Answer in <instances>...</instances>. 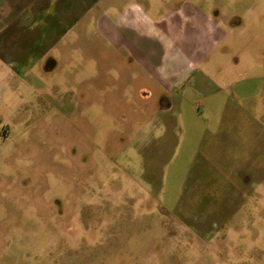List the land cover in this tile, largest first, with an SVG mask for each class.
<instances>
[{"label":"rangeland","instance_id":"1","mask_svg":"<svg viewBox=\"0 0 264 264\" xmlns=\"http://www.w3.org/2000/svg\"><path fill=\"white\" fill-rule=\"evenodd\" d=\"M0 264H264V0H0Z\"/></svg>","mask_w":264,"mask_h":264},{"label":"crops","instance_id":"2","mask_svg":"<svg viewBox=\"0 0 264 264\" xmlns=\"http://www.w3.org/2000/svg\"><path fill=\"white\" fill-rule=\"evenodd\" d=\"M190 18L192 23L190 26L191 30H197L198 26H195V24L198 22L202 23L203 37L201 39L197 38V36H194V42L191 45V52L188 55L189 57L185 59L186 66L181 69L176 68V70L169 75L168 80L171 81L170 83L164 80H160L159 78L157 79V82H159L163 94V98L161 99L160 103L162 104L160 106L161 111H168L174 108V97L170 95L171 92L174 91V88L180 86L181 84H184L183 82L185 81V79L183 80V78L187 75V73L192 69L201 66L202 63L204 64L209 56H211L220 46V44L228 37V32L224 28L218 27L216 21L209 14H202L197 8H194L191 11ZM182 20H186L185 15L182 17ZM132 21L134 24L138 25L139 20L137 18L133 19ZM188 59L190 60L187 62ZM145 67L147 66H144V68ZM184 72L186 73V75ZM35 81H37V79H35ZM37 83L38 82H34L32 85L36 87L38 86ZM36 89L45 90L46 88L36 87ZM178 94L179 92L177 91L176 96H178ZM50 96L53 100L54 96L52 94H50ZM56 97L59 100H61L62 98L61 95L60 97L55 96V99Z\"/></svg>","mask_w":264,"mask_h":264},{"label":"flooded vegetation","instance_id":"3","mask_svg":"<svg viewBox=\"0 0 264 264\" xmlns=\"http://www.w3.org/2000/svg\"><path fill=\"white\" fill-rule=\"evenodd\" d=\"M163 101H165V100H163ZM162 105V104H161Z\"/></svg>","mask_w":264,"mask_h":264}]
</instances>
